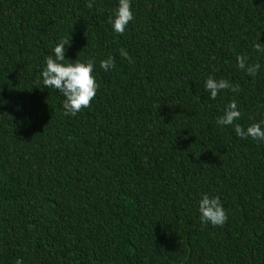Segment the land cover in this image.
<instances>
[{"label":"trees","instance_id":"obj_1","mask_svg":"<svg viewBox=\"0 0 264 264\" xmlns=\"http://www.w3.org/2000/svg\"><path fill=\"white\" fill-rule=\"evenodd\" d=\"M87 3L0 0V264H264V142L215 122L232 100L264 120V0H132L122 35L118 0ZM61 37L68 63L96 61L76 116L39 77ZM209 75L239 92L209 100ZM203 193L223 226L200 223Z\"/></svg>","mask_w":264,"mask_h":264},{"label":"clouds","instance_id":"obj_2","mask_svg":"<svg viewBox=\"0 0 264 264\" xmlns=\"http://www.w3.org/2000/svg\"><path fill=\"white\" fill-rule=\"evenodd\" d=\"M95 0H88L87 7L91 9ZM135 16L132 9V0H118V5L114 14L109 17L108 23L112 26L115 34L122 35L125 33L130 22L134 21ZM255 43L253 48L258 54L264 55V42ZM71 46V38L61 37L50 48V53L45 57L42 70L39 77L44 88L59 90L62 96V109L65 116H76L82 110L91 106L97 92L99 84L94 75L96 61L89 58L86 61L78 59L72 63L66 59L67 47ZM120 56L124 59L131 60L126 49H120ZM236 61L241 70L246 71L250 76H255L261 68L259 63L248 64L247 55H237ZM99 67L104 72L115 67L114 57L109 56L107 59L99 62ZM204 90L208 94L209 100H216L217 97L225 90L234 93L239 92L238 86L232 85L226 79H217L209 75L204 81ZM5 101L0 100V104ZM242 113L235 100L230 101L223 109L222 114L216 119L219 127L232 126L235 135L240 139L251 138L257 142H264V120L252 123L247 127L242 126L236 121L240 120ZM199 221L202 225L223 226L228 216L219 196H211L203 193L197 204ZM16 264H23L22 259H17Z\"/></svg>","mask_w":264,"mask_h":264}]
</instances>
